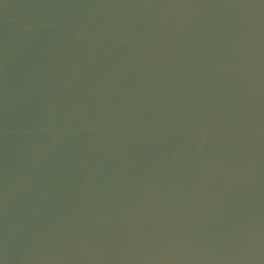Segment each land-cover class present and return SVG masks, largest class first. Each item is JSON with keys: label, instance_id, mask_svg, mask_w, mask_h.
<instances>
[{"label": "water", "instance_id": "1", "mask_svg": "<svg viewBox=\"0 0 264 264\" xmlns=\"http://www.w3.org/2000/svg\"><path fill=\"white\" fill-rule=\"evenodd\" d=\"M0 264H264V0H0Z\"/></svg>", "mask_w": 264, "mask_h": 264}]
</instances>
